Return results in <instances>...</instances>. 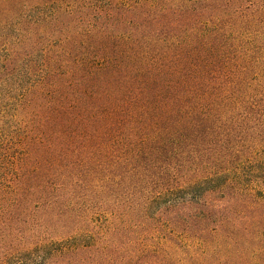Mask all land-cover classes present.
Listing matches in <instances>:
<instances>
[{
  "label": "trees",
  "instance_id": "16d2710c",
  "mask_svg": "<svg viewBox=\"0 0 264 264\" xmlns=\"http://www.w3.org/2000/svg\"><path fill=\"white\" fill-rule=\"evenodd\" d=\"M0 264H264V0H0Z\"/></svg>",
  "mask_w": 264,
  "mask_h": 264
}]
</instances>
